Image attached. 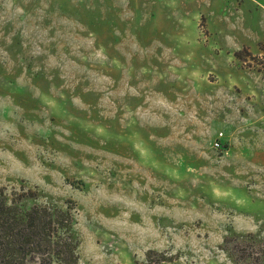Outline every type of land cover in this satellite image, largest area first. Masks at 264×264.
Wrapping results in <instances>:
<instances>
[{
	"label": "rangeland",
	"instance_id": "374dc122",
	"mask_svg": "<svg viewBox=\"0 0 264 264\" xmlns=\"http://www.w3.org/2000/svg\"><path fill=\"white\" fill-rule=\"evenodd\" d=\"M1 191L78 264H264V0H0Z\"/></svg>",
	"mask_w": 264,
	"mask_h": 264
},
{
	"label": "trees",
	"instance_id": "16d2710c",
	"mask_svg": "<svg viewBox=\"0 0 264 264\" xmlns=\"http://www.w3.org/2000/svg\"><path fill=\"white\" fill-rule=\"evenodd\" d=\"M70 219L46 206L22 209L0 192V264H78Z\"/></svg>",
	"mask_w": 264,
	"mask_h": 264
},
{
	"label": "built area",
	"instance_id": "2783aa9c",
	"mask_svg": "<svg viewBox=\"0 0 264 264\" xmlns=\"http://www.w3.org/2000/svg\"><path fill=\"white\" fill-rule=\"evenodd\" d=\"M222 137V132L219 133V135L215 138L214 142H213V146L215 148H220L221 147V138Z\"/></svg>",
	"mask_w": 264,
	"mask_h": 264
}]
</instances>
